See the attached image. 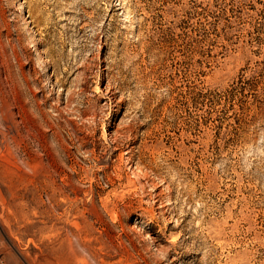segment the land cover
<instances>
[{"label": "rangeland", "instance_id": "rangeland-1", "mask_svg": "<svg viewBox=\"0 0 264 264\" xmlns=\"http://www.w3.org/2000/svg\"><path fill=\"white\" fill-rule=\"evenodd\" d=\"M0 264H264V0H0Z\"/></svg>", "mask_w": 264, "mask_h": 264}]
</instances>
